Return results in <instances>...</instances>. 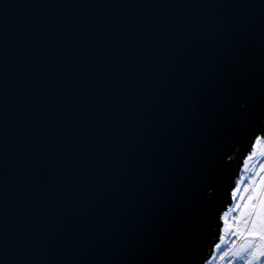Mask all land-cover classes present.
Instances as JSON below:
<instances>
[{
  "label": "water",
  "instance_id": "water-1",
  "mask_svg": "<svg viewBox=\"0 0 264 264\" xmlns=\"http://www.w3.org/2000/svg\"><path fill=\"white\" fill-rule=\"evenodd\" d=\"M264 137V0H0V264H205Z\"/></svg>",
  "mask_w": 264,
  "mask_h": 264
},
{
  "label": "rangeland",
  "instance_id": "rangeland-1",
  "mask_svg": "<svg viewBox=\"0 0 264 264\" xmlns=\"http://www.w3.org/2000/svg\"><path fill=\"white\" fill-rule=\"evenodd\" d=\"M264 152V138L254 144ZM246 157L223 213L220 240L205 264H264V162L256 151Z\"/></svg>",
  "mask_w": 264,
  "mask_h": 264
},
{
  "label": "bare ground",
  "instance_id": "bare-ground-1",
  "mask_svg": "<svg viewBox=\"0 0 264 264\" xmlns=\"http://www.w3.org/2000/svg\"><path fill=\"white\" fill-rule=\"evenodd\" d=\"M258 138H264V137H262L261 134H260V135L256 138V140H257ZM256 140H255V142H256ZM255 142H254V144H255ZM254 144H253V147H252V151H251V152H254V150H255V147H254L255 145H254ZM255 151H256V153H257L258 156L260 155L261 160L264 162V152L262 151L261 147L257 146V149H256ZM251 152H250V153H251ZM250 153H248L247 156H249ZM245 159H246V158H245ZM244 162H245V160L243 161V164H242V166H241V169H242V167H243V165H244ZM240 173H241V170H240ZM239 176H240V174H239ZM239 176H238V177H239ZM238 177L235 179V186H236V184H238V183H237V181H238ZM234 188H235V187H234ZM234 188H233V189H234ZM232 194H233V190H232ZM232 203H233V195H232V202H231V204H232ZM231 204H230V205H231ZM230 205H229V206H230ZM222 215H223V214H222ZM213 252H214V249H213ZM212 255H213V253H212ZM205 263H206V262H205Z\"/></svg>",
  "mask_w": 264,
  "mask_h": 264
}]
</instances>
